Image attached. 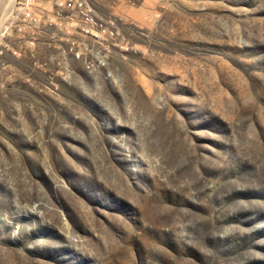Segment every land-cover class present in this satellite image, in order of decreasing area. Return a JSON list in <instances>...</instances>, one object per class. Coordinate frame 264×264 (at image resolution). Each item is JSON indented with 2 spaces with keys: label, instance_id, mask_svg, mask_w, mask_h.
<instances>
[{
  "label": "rangeland",
  "instance_id": "rangeland-1",
  "mask_svg": "<svg viewBox=\"0 0 264 264\" xmlns=\"http://www.w3.org/2000/svg\"><path fill=\"white\" fill-rule=\"evenodd\" d=\"M11 1L0 264H264V0H88V46Z\"/></svg>",
  "mask_w": 264,
  "mask_h": 264
},
{
  "label": "built area",
  "instance_id": "built-area-1",
  "mask_svg": "<svg viewBox=\"0 0 264 264\" xmlns=\"http://www.w3.org/2000/svg\"><path fill=\"white\" fill-rule=\"evenodd\" d=\"M46 2H54L58 14L66 13V19L70 25L67 28V33L80 35L86 46L89 44H101L106 35L112 34L106 22L97 15L88 0H47ZM14 11L21 22L19 30L27 26L36 28L41 25L42 13L48 12L46 7L41 4V0H16ZM45 24L46 26L47 24L51 26L54 23L48 17ZM7 28L9 29L8 26ZM76 45L78 44L75 42L71 47V52L76 57H83V55L84 57H107L106 55H88L80 52Z\"/></svg>",
  "mask_w": 264,
  "mask_h": 264
},
{
  "label": "bare ground",
  "instance_id": "bare-ground-1",
  "mask_svg": "<svg viewBox=\"0 0 264 264\" xmlns=\"http://www.w3.org/2000/svg\"><path fill=\"white\" fill-rule=\"evenodd\" d=\"M11 2H13V0H12ZM11 2H10V3H11Z\"/></svg>",
  "mask_w": 264,
  "mask_h": 264
}]
</instances>
